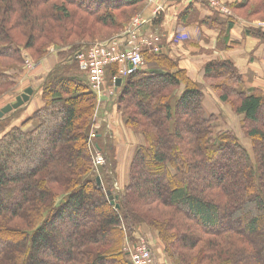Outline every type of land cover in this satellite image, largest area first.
<instances>
[{"label": "trees", "instance_id": "trees-1", "mask_svg": "<svg viewBox=\"0 0 264 264\" xmlns=\"http://www.w3.org/2000/svg\"><path fill=\"white\" fill-rule=\"evenodd\" d=\"M143 2L0 0V107L10 103L3 94L17 83L23 50L40 61L54 47L61 58L41 86L42 106L20 126L9 128L16 113L0 120V264H132L125 243L149 230L172 264H264V92L247 91L232 60L208 62L205 76L222 101L236 102L253 151L218 130L185 69L148 49L112 99L147 142L121 190L112 133L101 124L89 144L97 95L75 57L90 44L77 39L122 28L116 12ZM256 2L251 16L264 14V0ZM105 72L110 88L119 65ZM97 154L105 164L94 167Z\"/></svg>", "mask_w": 264, "mask_h": 264}, {"label": "crops", "instance_id": "crops-1", "mask_svg": "<svg viewBox=\"0 0 264 264\" xmlns=\"http://www.w3.org/2000/svg\"><path fill=\"white\" fill-rule=\"evenodd\" d=\"M218 1L230 4L240 0ZM144 12L147 23L141 27V33H154L159 39L160 51H165L164 53H167L166 49L170 50L171 45L180 50L183 49V60L180 66L191 78L200 81L203 75L200 74V69L206 61L211 60L209 55L212 53L215 54L214 58L229 59L234 62L243 77L247 91L258 89L264 92V28L247 23L243 19L241 21L231 20L230 15L220 13L215 7L202 0H151ZM183 13L184 22H181L180 18ZM180 26L187 28L188 38L183 40L174 38L179 35ZM252 29H256L260 34H253ZM31 86L34 87V92L36 91L35 95H32L29 103L25 105V113L21 115L18 122L13 121L9 128L20 126L33 115L36 109L42 106L40 86L32 84ZM201 86L203 104L207 111L218 116V130H222L219 113L224 107L209 90ZM105 97L113 99L109 93L105 94ZM103 111L104 104H101V112ZM107 119H113L114 122L120 120L117 113L111 115L108 113ZM111 133L115 139L119 135L115 143L118 173L119 169L123 170L127 165L126 157L121 154V150L125 151L127 146L133 145L132 151H134L141 142L135 141L134 138L124 142L117 128H113ZM129 137L132 138V136ZM120 170L118 180L120 184H125L124 175ZM155 245L157 246L151 249L155 250L153 251L156 255L155 261L159 264L164 254L158 242Z\"/></svg>", "mask_w": 264, "mask_h": 264}, {"label": "rangeland", "instance_id": "rangeland-1", "mask_svg": "<svg viewBox=\"0 0 264 264\" xmlns=\"http://www.w3.org/2000/svg\"><path fill=\"white\" fill-rule=\"evenodd\" d=\"M256 1L257 0H252V4L249 5L250 8H248V10L247 9L241 10V9H236L232 5H230L232 3L224 4V3L216 0V2L218 4L224 5L225 9L229 12L227 15L228 16L230 15V19L231 20L234 19V20H237V21H241L243 19L247 23H252V24H255L257 26L259 25V27L264 28V14L263 13H261L259 15H252V16L248 14V12L257 5ZM149 4H150L149 0H144V2L142 4H140L139 6H137L136 8L126 10V13L124 15H122L123 11L116 12V14L121 19V21H124V23H125V24H123L122 28H120V29H112V30L104 28V29H102L103 30L102 35H99L98 33H96L95 36L84 38V39H77V41H81L80 43H82L83 41H87L91 45V44H93L95 42H106L108 40L113 39L114 37L121 36L127 30V28L130 26L132 18H134L137 15H143L144 16V14H145L144 11L147 10V8L149 7ZM127 16H128V18L126 20L125 18ZM91 24H92V20H91ZM93 26H96V28H101V26L98 25V24H96V25L93 24ZM178 37L179 36H177V38L176 37H174V38L178 39V40H183V39H180L181 37L180 38H178ZM89 46H88V48H89ZM88 48L84 49L82 52L86 53L88 51ZM53 49H54V47H50L48 53L45 56H43L40 59V61H38L34 57H32L30 51H26V50L22 51V54L25 57V63L20 68V71H17L18 73H20V75L16 76L17 83L12 88L13 90H10V92L11 91L12 92L11 93L10 92H6V93L3 94L4 97L7 98V101L9 100L10 103L15 102L16 97L21 95L24 92V90L26 88H28V87H32L33 90H34V87L31 86V84L34 85V86L39 85L40 88H41V86L44 83V81H45L46 77L48 76V74L51 72V70H53V68L57 65V63H59L61 61V58L58 55V51L57 50H53ZM62 49H67V47L62 48ZM203 50H205V49H203ZM166 51H167L168 55L173 60H175L177 62L178 66L181 67L180 64H181V61L183 60V49L180 50L179 48H176V46H172L171 45L170 46V50L168 48V50L166 49ZM170 53H171V55L173 57L170 55ZM209 56L211 57L210 58L211 60L206 61L204 63V65H203V67L200 69V74L201 75L203 74L201 76V78H200V81H197L195 78H191L188 75L186 70H185V72H186L187 76L193 82H195V83H197L199 85L201 91H202V86L201 85H203L223 105V107H224L223 111H220V113H219L222 131L224 129H225V131H230L231 133H233L234 135L237 136L239 142L241 143V145L243 147H245L248 151H253V142H252L251 138L247 135V131H246V128H248L250 125H249V123H247L244 120L243 114H239V113L236 112V102H235V104H233L232 101L231 102L222 101L221 98H220L218 90L214 87V84L217 83V82L213 78H209V77L205 76V66H206V64L208 62L214 61V60L223 61V60H226V59L214 58L215 54H212V53ZM145 67H146V65L144 66V68ZM119 74L120 73H118L117 77H119ZM105 75H106V72H105ZM25 86H27V87H25ZM233 86H234V89L235 88L239 89V87H236L238 85H233ZM105 89L108 90L109 88L105 87ZM35 92L33 93V95H35ZM28 103L29 102L25 103L23 105L24 107L22 106L23 108H19L18 110H15L14 112L9 113L5 117L9 116L10 114L16 113L15 118L12 119L11 122L12 123H13V121L14 122L15 121L18 122V120L21 117V115L23 113H25L24 112L25 109H26L25 105L28 104ZM101 104H104V111L103 112H101ZM5 105L1 106L0 109L2 107H4ZM108 113H109V115L117 113V115H118L120 120H117V122H114L113 119H111V120L107 119ZM94 119L97 122L92 127V130H91V133H90V137H89L90 146H91L92 141L95 139V134H96L95 133V129L100 127L101 124H103L105 126L106 133L107 132L111 133L113 128L114 129L117 128L118 131H120V135H121V137H122L124 142H126V140L128 141V140L134 138L135 141H138L139 143L140 142L142 144L143 143H147L145 136L140 131L135 130L134 127H132L130 125L128 126L125 123V119L123 118L122 112L119 111L118 106L115 103V101L112 100V99H109L108 97H105V95H103L101 97H97L96 108H95V111H94ZM12 123H11V125H12ZM129 136H132V138H130ZM117 139H119V135L116 137V139H115V137L110 135V141H111V144L114 147V153H115L116 161H117V154H116L117 150L115 148L116 147L115 143H116ZM141 143L136 146L134 151H132V146L133 145L132 146L131 145H129V146L126 145L127 149H125V151L121 150V154L124 157H126L125 162L127 161V165L124 166L123 170H120V169L119 170L123 173L124 179H125L126 182H128V180H129V173H130L129 169H130L131 162L133 160V156L135 154L136 149L141 145ZM132 153H133V156L131 155ZM130 156H131V158H130ZM93 165H94V167L97 166L96 163H95V159L93 160ZM117 168H118V165L116 166V169H115V185H116V189L117 190H121L123 188V186H124V183L120 184V182L118 180V178H119L118 176H119L120 173H119V170H118V173H117ZM147 232L146 231L145 232L141 231V233H146V234H143L144 237L152 245L151 248H154L155 246H157V245H155V243L158 242L157 239H156V235L153 232H151L150 230L147 231ZM153 250L154 249H152V252H153ZM153 255H154V253H153ZM154 257L156 258V255H154ZM155 264H156V261H155ZM159 264H172V263H171L170 259L164 254V258H163V260L159 261Z\"/></svg>", "mask_w": 264, "mask_h": 264}, {"label": "built area", "instance_id": "built-area-1", "mask_svg": "<svg viewBox=\"0 0 264 264\" xmlns=\"http://www.w3.org/2000/svg\"><path fill=\"white\" fill-rule=\"evenodd\" d=\"M151 1V0H150ZM208 2L217 11L227 15L229 12L224 5H220L216 0H202ZM147 23V18L143 15H137L132 18L130 26L127 30L118 37H114L106 42H95L91 44L86 53L79 52L75 56L79 61L80 67L86 71L88 85L90 89L101 97L107 93L113 96L116 79L128 76L134 70L141 68L145 61L142 51L148 49L152 52H159L161 47L159 39L152 32L141 33V27ZM187 28L179 27L180 39L189 37L186 32ZM178 40V39H177ZM111 63L119 65V77H115V83L108 90L105 89V70ZM95 163L97 166L103 165L105 160L102 155L97 154ZM135 243L126 242L125 249L129 254L132 264H155L149 241L141 235H138Z\"/></svg>", "mask_w": 264, "mask_h": 264}, {"label": "water", "instance_id": "water-1", "mask_svg": "<svg viewBox=\"0 0 264 264\" xmlns=\"http://www.w3.org/2000/svg\"><path fill=\"white\" fill-rule=\"evenodd\" d=\"M121 82H122V78L121 77L116 79L117 87L121 85ZM33 93H34L33 88L32 87H28V88H26L24 90V92L21 95L16 97L15 102L8 103L4 107H2L0 109V120L4 119L6 115H8L11 112H14L15 110H18L25 103L29 102L31 97H32V95H33ZM97 182H98V184H101V179H100L99 176L97 177ZM108 195H109V199H110L111 204L114 205L115 204V199H114L113 194H111V191L108 192Z\"/></svg>", "mask_w": 264, "mask_h": 264}]
</instances>
